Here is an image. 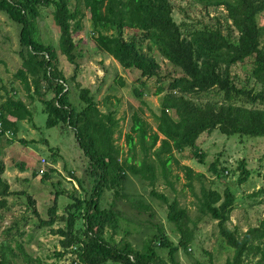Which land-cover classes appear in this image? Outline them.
<instances>
[{
	"label": "trees",
	"instance_id": "obj_1",
	"mask_svg": "<svg viewBox=\"0 0 264 264\" xmlns=\"http://www.w3.org/2000/svg\"><path fill=\"white\" fill-rule=\"evenodd\" d=\"M197 1L205 10L224 7L230 25L194 29L186 23L177 24L170 0H76L73 9L70 0H0V12L19 26L17 55L21 67L15 77L22 81L27 92L33 88L34 95L44 105L48 128L61 125L73 132L93 179L88 197L81 199L76 190L67 195L71 202L60 217L56 215V199L68 193L56 189L53 205L47 211L48 219L40 220L45 227L51 228L52 234L61 238V251L56 254L59 258L72 253L75 256L72 264H180L178 251L181 249L190 254L188 246L192 241L187 211L176 200L168 202L154 189L150 194L167 205V220L179 234L178 243L174 244L161 229L140 250L124 239L113 243L108 233L117 232L120 220L114 205L116 200L127 197L128 175L138 176L153 187L156 182L154 164L160 166L166 177L168 165L175 161V153L181 154L186 149L202 163L203 155L197 142L215 130L227 137L264 136V109L254 107L264 105V91L254 87H264V28L258 21L264 14V0ZM50 5L54 7L52 20L59 29V52L69 64L75 65L71 82L77 77L73 34L81 30L85 13L92 24L95 51L112 57L124 70L137 72L138 86L133 89V94L139 99L144 96L146 80L162 82L164 70L153 51L179 70L180 75L165 88L167 92L161 99L159 114L155 115L157 131H152L138 113L132 116L131 133L126 135V142L130 151L135 150L136 144L141 146L140 161L136 162L133 156L121 157L114 139L118 121L113 112L98 113L89 88L75 84L79 100L84 104L80 110L69 101V80L59 68L58 56L38 37L37 21L41 9ZM125 29L138 32L139 38L133 35L126 39ZM143 43L147 44L146 50L142 48ZM236 64H248L253 86H249L248 79L242 83L232 75L231 68ZM119 83L123 84L122 81ZM1 85L0 77V92ZM165 89L163 85L156 92L160 94ZM211 90L220 93L222 101L199 104L188 98ZM94 111L97 112L95 118L92 117ZM10 117L14 121H10ZM27 118H31V113L25 103L7 97L0 104V139L6 132L14 135L16 121ZM183 169L190 180L191 169L186 166ZM5 170L0 159V211L7 207V199L13 194L3 178ZM212 170L218 177L227 172L225 169ZM238 170L242 177L248 175L242 161ZM50 173L44 172L42 179H49ZM77 183L81 186L80 181ZM105 192L113 196L108 207L101 205ZM235 200V195L228 189L222 194L202 189L199 210L217 222L219 236L233 249L227 264H243L244 258L250 255L260 256V262L264 264V217L258 226L237 234L227 226ZM27 201L34 206L30 197ZM140 207L149 210L148 206L141 204ZM57 221L63 222V227L52 229ZM78 221L82 222L79 230L76 229ZM157 249L165 251L166 259L159 256ZM16 252L25 264H42L40 259L25 253L20 243L14 247L0 245V264H18Z\"/></svg>",
	"mask_w": 264,
	"mask_h": 264
},
{
	"label": "rangeland",
	"instance_id": "obj_2",
	"mask_svg": "<svg viewBox=\"0 0 264 264\" xmlns=\"http://www.w3.org/2000/svg\"><path fill=\"white\" fill-rule=\"evenodd\" d=\"M170 2L173 8L172 16L177 24L186 23L194 29H199L203 26L223 28L231 23L224 7L205 10L197 0ZM75 5L76 0H70V8L73 9ZM53 11V5L41 9V17L37 21L38 37L44 44L51 46L58 56L59 68L69 80V101L74 108L80 110L84 104L79 100L75 84L89 88L98 113L113 112L118 121L114 139L121 151V157L133 156L136 162L140 161L141 146L136 144L135 150L130 151L126 142V135L131 133L132 116L138 113L152 131H157L155 115L159 114L161 99L167 92L165 88L173 78L180 75L179 70L168 64L157 51H153L164 70L162 82L155 79L146 80L144 96L139 99L133 94V89L138 86L135 80L137 72L124 70L112 57L95 51L92 24L88 13L84 11L86 18L81 23V30L73 34L76 43L77 77L75 82H71L70 77L75 73V65L69 64L59 52V29L52 20ZM258 21L264 28V14L259 16ZM123 35L126 39L133 35L139 38L138 32L127 29ZM18 37L19 26L0 12V104L7 97H13L14 100L23 101L31 113V118L16 121L17 130L14 135L7 133L0 139V159L6 168L3 178L9 183L13 193L7 199V207L0 211V245L4 243L14 247L16 243H20L25 253L40 259L42 264H72V259L75 258L72 253L60 258L56 256L61 251V238L52 234L51 228L45 227L40 220L48 219L47 211L53 205L56 189L68 193L56 199V215L60 217L64 214V208L71 202L67 195L76 190L81 199L88 197L93 179L89 175L88 161L77 146L73 132L61 125L48 128L44 105L34 95L32 87L27 92L22 81L15 77L21 67L17 55ZM145 43L142 44L143 50H146ZM231 73L240 82L248 79L249 86L254 85L253 80L249 78L248 64L232 66ZM163 85L165 90L157 94L158 87ZM254 87L264 91V87ZM188 98L199 104L222 101V95L214 90L190 95ZM254 107L264 109V105ZM96 113L94 111L93 118ZM9 120L14 121L11 117ZM23 140L25 142H21ZM197 143L203 155L202 163L198 162L189 149L181 154L175 153L176 162H170L166 177L160 166L154 164L156 182L153 187L138 176L128 175L125 191L127 197L116 200L114 205V209L120 213V220L117 232L108 233L113 243L124 239L140 250L159 229L174 244L178 243L179 234L167 220V205L150 194L154 189L163 194L168 202L176 200L180 207L187 211V227L192 232V241L188 246L190 254L181 249L178 251L177 259L180 264H227V260L233 255V249L219 236L217 222L200 213L201 190L211 189L222 194L228 189L235 195L236 200L227 226L237 234L258 226L264 217V136L227 137L215 130L209 136H202ZM158 145L159 143L156 147ZM241 161L244 169L248 171L246 177H242L238 170ZM185 166L192 171L190 180L183 169ZM212 169H225L227 172L218 177ZM51 170L53 172L50 173ZM40 171L47 174L49 172L50 178L43 180ZM28 197L34 201L33 207L28 204ZM112 202V193L105 192L101 205L108 207ZM141 204L148 206L149 210L142 209ZM81 223L77 222V230L81 228ZM63 225V222L57 221L52 229L61 228ZM157 252L160 257L166 259L165 251L157 249ZM15 255L18 264H25L19 252ZM243 264L263 263L260 262V256L250 255L244 258Z\"/></svg>",
	"mask_w": 264,
	"mask_h": 264
},
{
	"label": "built area",
	"instance_id": "obj_3",
	"mask_svg": "<svg viewBox=\"0 0 264 264\" xmlns=\"http://www.w3.org/2000/svg\"><path fill=\"white\" fill-rule=\"evenodd\" d=\"M0 132H1V123H0ZM9 133V132H6L5 135ZM10 134V133H9ZM44 173V171H40V175H42Z\"/></svg>",
	"mask_w": 264,
	"mask_h": 264
}]
</instances>
